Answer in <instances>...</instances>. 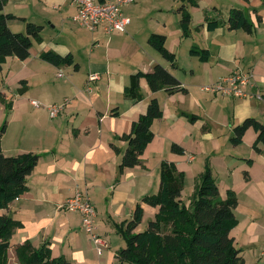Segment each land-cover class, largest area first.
<instances>
[{
	"label": "crops",
	"instance_id": "0c3cea01",
	"mask_svg": "<svg viewBox=\"0 0 264 264\" xmlns=\"http://www.w3.org/2000/svg\"><path fill=\"white\" fill-rule=\"evenodd\" d=\"M179 6L178 0L123 3L121 12L128 23L123 31L107 33L102 26L88 30L76 23L71 0L6 1L4 12L17 17L9 21L11 29L15 24L16 31H24L26 22L41 26L40 40L32 41L29 56L10 57L7 74L0 78V116L6 118L1 150L9 156H39L27 177V189L0 209V214L21 222L10 242L29 240L35 247L47 242L53 257L64 256L71 264H115L117 250L109 248L106 239L119 240L114 224L129 219L137 202L143 208L142 221L145 215L154 217L157 207L140 200L158 191L159 164L166 160L184 173L183 188L190 185L193 191L208 164L220 196L225 197L227 189L235 192L237 217L239 211L246 217L239 216L230 234L246 254L245 264H264V223L253 216L264 214V146L253 148L257 133L251 127L239 144L230 140L233 127L244 118L264 122V0H196V5H187L191 20L186 36L179 26ZM232 8L243 11L251 32L227 27ZM208 20L219 25L208 30ZM152 33L165 35L174 65L148 43ZM191 49L207 50L205 58ZM46 51L71 54L72 63L47 62L40 58ZM156 63L166 67L185 91L152 92L140 78L141 100L126 97L129 76L150 71ZM232 71L250 73L246 96L203 89ZM91 73L95 79H89ZM22 87V94L13 92ZM153 97L162 110L151 124L153 137L140 163L119 174L126 148L120 137ZM31 99L40 106H33ZM62 102L63 110L50 117L46 106ZM192 114L193 120L187 116ZM9 133L12 141L4 144ZM172 143L183 153L172 152ZM77 189L87 190L95 207L96 232L108 246L101 254L81 227L80 214L61 207ZM240 194L245 196L242 206Z\"/></svg>",
	"mask_w": 264,
	"mask_h": 264
},
{
	"label": "trees",
	"instance_id": "16d2710c",
	"mask_svg": "<svg viewBox=\"0 0 264 264\" xmlns=\"http://www.w3.org/2000/svg\"><path fill=\"white\" fill-rule=\"evenodd\" d=\"M7 0H0V74L7 57L15 56L24 60L29 56L33 40H40L41 26L31 22L25 23V30L14 32L9 21L16 19L13 14L4 12ZM180 14L179 26L184 36L188 35L191 15L187 5H196V0H178ZM23 20V18H20ZM229 29H242L251 32L253 27L241 9L232 8L226 20ZM218 21L208 20L206 28L213 30ZM148 43L163 58L175 64V55L165 47V35L152 33ZM191 52L205 58L207 50L191 49ZM40 58L55 65L71 64V54L59 55L52 51L41 53ZM144 78L152 92L164 88L167 92L185 91L179 80L162 64L156 63L147 72L138 71L129 76L124 87L126 97L141 100L139 80ZM264 98V93L262 94ZM162 116L157 98L153 97L146 110L132 121L129 132L120 138L126 142V148L118 163L119 174L125 168L140 163V155L151 141L153 120ZM195 119V115H187ZM257 133L253 148L259 151L258 144L264 146V122L255 117H246L233 127L231 143L241 142L247 128ZM5 126L0 130L4 132ZM170 150L183 153V148L172 143ZM38 154L31 152L17 155H5L0 147V209L6 208L14 199L27 189V177L37 164ZM250 161V160H248ZM159 189L156 193L145 194L141 202L157 207L154 217L148 220L146 228L135 231L142 221L143 208L137 202L129 219L115 223L116 231L122 236L125 245L116 251L118 264H245L241 249L234 243L230 234L238 224L234 212L237 196L231 189L226 190L225 197L219 194L218 186L208 164L197 178L194 190L185 204L181 198L184 173L175 165L162 160L159 164ZM21 222L7 214H0V264H7V250L11 247V237ZM14 252L19 264H71L64 256L53 257L47 242L38 247L31 241L15 244Z\"/></svg>",
	"mask_w": 264,
	"mask_h": 264
},
{
	"label": "built area",
	"instance_id": "2783aa9c",
	"mask_svg": "<svg viewBox=\"0 0 264 264\" xmlns=\"http://www.w3.org/2000/svg\"><path fill=\"white\" fill-rule=\"evenodd\" d=\"M131 1L132 0H71L76 7V13L72 18L76 23L90 30L102 26L107 33L123 31L125 25L128 23V18L122 15L121 5ZM62 75V72L57 73L58 77H62ZM95 78V73L89 75V79ZM250 78V73L232 71L215 82L205 85L203 89L229 96H246L245 87L249 83ZM31 104L36 107L40 106V102L35 99H31ZM64 105L65 102L47 105L46 108L49 116H57L63 110ZM61 207L80 214L81 227L89 234L91 240L95 244L97 252L100 253L102 247L106 245V242L95 232L96 211L87 190H75V192L64 201Z\"/></svg>",
	"mask_w": 264,
	"mask_h": 264
},
{
	"label": "rangeland",
	"instance_id": "374dc122",
	"mask_svg": "<svg viewBox=\"0 0 264 264\" xmlns=\"http://www.w3.org/2000/svg\"><path fill=\"white\" fill-rule=\"evenodd\" d=\"M12 25V31H14V32H18V31H16V30H18L17 29V27H13V26H15V24H11ZM85 28V27H84ZM86 29H88V28H86ZM88 30H90V29H88ZM11 57H15V56H11ZM10 60V57L8 58L7 57V59L5 60V62L3 63V65H2V71H1V75H0V78L1 79H3L4 78V76L7 74V68H8V61ZM61 77V76H60ZM13 90V89H12ZM17 90L16 89H14L13 90V92H16ZM5 124H6V118L3 116H0V130H1V128L3 127V126H5ZM4 133V132H3ZM2 133V134H3ZM2 134H1V137H2ZM12 141V137H11V134L9 133V135L8 136H5L4 137V139H3V142H4V144H6L7 142H11ZM192 191H191V187H190V185L188 186L187 185V187L185 186V188H183V190H182V194H181V198H182V200H183V202L185 203V204H187L188 202H189V198H190V196H191V193ZM239 201H240V206H242L243 204H245L244 203V200H245V196H243L242 194H240L239 196ZM236 210H238V209H236ZM236 210H234V212H235V214H236V216H237V213H236ZM257 210L258 211H260V213L262 212L261 210H260V208H257ZM239 213H240V215H238V219H240V217L242 218H244V217H246V215L244 214V213H241L240 211H239ZM238 213V214H239ZM246 214H248V213H246ZM240 216V217H239ZM253 216H259V218L257 219V221L259 222V223H264V214L263 215H257L256 213H255V215H253ZM261 216H263V217H261ZM96 217V216H95ZM150 218H151V216L150 215H145L144 216V219H143V221L138 225V227L135 229V231H139V230H143V229H145L146 228V224H147V222H148V220H150ZM96 226V225H95ZM95 232H96V228H95ZM97 233V232H96ZM98 234V233H97ZM114 234L115 235H117L119 238V240L117 241V240H114L113 241V243H109L108 241V239H106V242L109 244V248H112V249H116V250H118L117 248H121V247H123L124 245H125V243H124V240H123V238H122V236L119 234V232H117V233H115L114 232ZM89 235V234H88ZM118 244H117V243ZM14 246H15V243H12L11 242V247L7 250V264H19L18 263V260H17V258H16V255H15V252H14ZM108 246H107V244L105 245V246H103L102 247V249H101V251H100V253H98V254H101V252L103 251V249L104 248H107ZM96 249V248H95ZM97 251V250H96ZM241 255L244 257V256H246V254L245 253H241ZM263 258V261H264V256L262 257ZM115 264H118V260L117 259H115Z\"/></svg>",
	"mask_w": 264,
	"mask_h": 264
},
{
	"label": "water",
	"instance_id": "95a60500",
	"mask_svg": "<svg viewBox=\"0 0 264 264\" xmlns=\"http://www.w3.org/2000/svg\"><path fill=\"white\" fill-rule=\"evenodd\" d=\"M25 90H26L25 87L18 88V89H17V93H18V94H22L23 92H25Z\"/></svg>",
	"mask_w": 264,
	"mask_h": 264
}]
</instances>
